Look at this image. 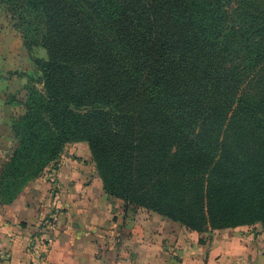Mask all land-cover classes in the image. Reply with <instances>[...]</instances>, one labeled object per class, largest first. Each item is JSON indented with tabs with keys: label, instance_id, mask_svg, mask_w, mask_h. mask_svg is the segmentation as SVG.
Instances as JSON below:
<instances>
[{
	"label": "trees",
	"instance_id": "trees-1",
	"mask_svg": "<svg viewBox=\"0 0 264 264\" xmlns=\"http://www.w3.org/2000/svg\"><path fill=\"white\" fill-rule=\"evenodd\" d=\"M0 7L41 85L11 124L1 204L84 142L104 192L127 207L199 233L264 231V0Z\"/></svg>",
	"mask_w": 264,
	"mask_h": 264
},
{
	"label": "crops",
	"instance_id": "crops-1",
	"mask_svg": "<svg viewBox=\"0 0 264 264\" xmlns=\"http://www.w3.org/2000/svg\"><path fill=\"white\" fill-rule=\"evenodd\" d=\"M53 208L59 216L44 236L52 242L42 245L39 227ZM0 264H264V231L255 224L199 233L127 207L104 192L87 144L78 142L12 203H0Z\"/></svg>",
	"mask_w": 264,
	"mask_h": 264
},
{
	"label": "rangeland",
	"instance_id": "rangeland-1",
	"mask_svg": "<svg viewBox=\"0 0 264 264\" xmlns=\"http://www.w3.org/2000/svg\"><path fill=\"white\" fill-rule=\"evenodd\" d=\"M32 54L36 58H46L41 48L33 49ZM38 76V71L22 46L19 33L11 27L9 15L0 7V141L4 142L0 144V168L9 151L17 146L14 134L3 131L24 113L21 103L25 101L29 90L41 89V85L35 83ZM29 77L33 78L32 82L28 81ZM43 222L39 227V235L43 234Z\"/></svg>",
	"mask_w": 264,
	"mask_h": 264
},
{
	"label": "built area",
	"instance_id": "built-area-1",
	"mask_svg": "<svg viewBox=\"0 0 264 264\" xmlns=\"http://www.w3.org/2000/svg\"><path fill=\"white\" fill-rule=\"evenodd\" d=\"M59 216V210L57 208H53L52 210V214L50 215V218L46 220V223L44 225V231H42L43 229H41V231L43 232V234L39 237V240L41 242L42 245H47L49 246L52 242V239L50 237H44L46 235V232L49 229H53L56 221H57V217ZM46 228V231H45Z\"/></svg>",
	"mask_w": 264,
	"mask_h": 264
}]
</instances>
